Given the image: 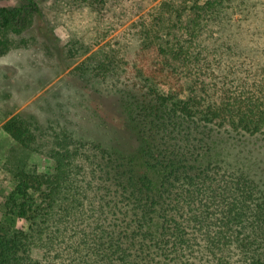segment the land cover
Here are the masks:
<instances>
[{"label":"trees","instance_id":"1","mask_svg":"<svg viewBox=\"0 0 264 264\" xmlns=\"http://www.w3.org/2000/svg\"><path fill=\"white\" fill-rule=\"evenodd\" d=\"M22 11L0 8V29ZM259 12L249 0H164L135 23L130 71L109 55L94 69L116 116L86 133L61 115L8 121L55 164L18 172L0 264H264V166L246 146L264 141V66L236 58L264 55Z\"/></svg>","mask_w":264,"mask_h":264},{"label":"rangeland","instance_id":"2","mask_svg":"<svg viewBox=\"0 0 264 264\" xmlns=\"http://www.w3.org/2000/svg\"><path fill=\"white\" fill-rule=\"evenodd\" d=\"M162 1L0 0V8L23 10L18 23L0 29L1 226L8 229L13 223L8 212L18 202L14 195L18 172L50 173L55 164L44 149L31 150L16 141L4 125L19 114L45 123L61 115L77 132L86 133L94 128V121L89 120L116 116L117 94L94 69L109 55L125 58L129 64L123 66L130 71L138 45L133 38L135 23ZM249 2L264 17V0ZM255 50L258 52L251 53L252 59L236 57L241 68L246 61L254 74L264 66V55ZM104 100L108 101L104 104ZM246 146L258 165L264 166V141H251ZM238 150L242 152L235 146L233 152ZM260 177L264 178V172ZM23 224L20 219L14 221L16 227Z\"/></svg>","mask_w":264,"mask_h":264}]
</instances>
